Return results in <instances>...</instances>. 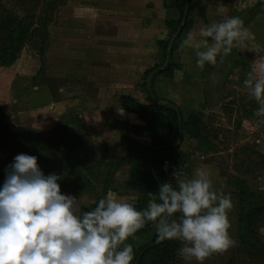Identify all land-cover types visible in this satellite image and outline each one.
Returning <instances> with one entry per match:
<instances>
[{"label": "rangeland", "instance_id": "374dc122", "mask_svg": "<svg viewBox=\"0 0 264 264\" xmlns=\"http://www.w3.org/2000/svg\"><path fill=\"white\" fill-rule=\"evenodd\" d=\"M62 1L53 4V0H0V11L4 8L26 20L31 17L36 31L45 29L49 33L43 59L38 55L39 43L27 42L14 62L0 64V114L3 119L0 129V188L18 154L31 156L36 149L46 148L51 161H57L55 172L46 170L37 159L39 169L44 176L55 174L60 177L57 182L61 193L75 197L82 212L98 203L99 197L105 198L108 192L133 204L140 197V189L131 177L129 166H116L109 172L110 166L129 152H142L159 144L160 140L154 136L155 130L148 122L150 119L121 112L115 101H108L109 106L113 104L111 107L104 104L97 110L88 107L83 97L88 96L91 91L87 89L92 86L83 79L79 84V79L72 80L71 75H64L71 70L63 67L66 63L58 57L57 44L60 34L73 33L69 17L72 18L73 13L70 12L73 10L70 8H73L74 1L69 0L71 6H65L68 0ZM80 7L86 8L85 5ZM41 17L49 19L47 24L38 22ZM250 70V62L244 58L232 71L222 99L210 104L208 109L196 113L180 108L194 136L185 130L180 140V157L167 166V170L166 164L161 166L165 180L171 183H175L173 169L182 170L187 177H192L197 169H204L210 173L217 191L231 195L234 207L229 212V233L236 245L226 252L213 254L204 264H264V253L258 250L264 246V211L249 213L250 217L240 225V217L253 211L250 206L252 200L242 201L244 193L264 200V122H260L264 118L253 115L259 105L243 85ZM143 90L140 89V98L147 101ZM104 108L107 112L100 113ZM63 127L70 139H79L77 146L80 156L84 157L82 162L91 159L100 163L97 180L89 191L75 190L74 185L80 179L67 174L68 158L76 156L77 152L70 146H60L59 133ZM35 135L39 140L24 152L26 137ZM105 183L109 187L102 195ZM244 205L246 210L242 214ZM240 226L250 232L248 236L255 246L241 242ZM175 241L176 264H197L195 260L186 261L178 255L183 245ZM145 243V239H137L133 245Z\"/></svg>", "mask_w": 264, "mask_h": 264}, {"label": "clouds", "instance_id": "9594fccd", "mask_svg": "<svg viewBox=\"0 0 264 264\" xmlns=\"http://www.w3.org/2000/svg\"><path fill=\"white\" fill-rule=\"evenodd\" d=\"M248 38L243 21L228 17L201 27L198 37L189 32L183 44L195 49L201 70L233 48L257 53L243 85L259 105L253 115L264 118V55ZM10 169L0 188V264H132L134 250L125 242L148 222L158 240L182 242L178 255L197 264L236 245L229 233L231 195L217 191L204 169L192 177L173 169L175 187L164 182L148 193L142 211L108 192L85 212L75 197L61 193L60 177L44 176L35 156L18 154Z\"/></svg>", "mask_w": 264, "mask_h": 264}, {"label": "crops", "instance_id": "0c3cea01", "mask_svg": "<svg viewBox=\"0 0 264 264\" xmlns=\"http://www.w3.org/2000/svg\"><path fill=\"white\" fill-rule=\"evenodd\" d=\"M73 1L77 3L70 8L73 33L60 34L57 52L66 63L63 67L71 70L64 75L79 79V84L83 79L92 86L87 89L91 91L88 96L83 97L86 105L101 109L103 104L108 107L115 101L121 112L129 114L122 108L124 97L149 104L147 89L142 86L147 101L140 98V89L144 74L162 62L161 44L174 35L168 25L180 19L178 10L171 6L174 0ZM65 6H71V2L68 0ZM228 17L243 21L249 47L264 55V0H189L186 25L174 41L176 48L170 56L175 68L171 75L151 78V88L157 95L178 108L196 112L222 99L234 68L244 58L251 64L257 53L233 48L222 62L218 56L215 65L205 64L201 70L196 65L195 49L183 41L189 32L198 37L201 27ZM99 112L107 111L104 108Z\"/></svg>", "mask_w": 264, "mask_h": 264}, {"label": "trees", "instance_id": "16d2710c", "mask_svg": "<svg viewBox=\"0 0 264 264\" xmlns=\"http://www.w3.org/2000/svg\"><path fill=\"white\" fill-rule=\"evenodd\" d=\"M63 2L62 0H53V4H58ZM173 8L177 9L180 14V19L177 23H168L169 28L172 33L175 34L177 29L180 27L182 18L185 13L186 0H174L171 5ZM3 8V7H1ZM21 19L12 14V12L1 9L0 11V64L9 65L14 62L19 54L20 50L25 46L27 42L31 44L39 43L40 47L37 48L38 55L43 59L44 45L46 44L49 33L44 29V31H36L34 28L36 24L32 20L33 18ZM49 19L47 17H41L38 22L41 24H47ZM39 23V24H40ZM186 23L182 27L184 29ZM47 29V28H46ZM181 30V31H182ZM180 35V34H179ZM178 35V37H179ZM36 37V39H34ZM177 37V38H178ZM176 38V39H177ZM168 40L162 43V50L164 52L162 62L144 74L143 77V87L146 88L145 80L148 76H157L161 74L171 75L173 69L175 68L173 64L169 62L168 65H164L166 58V50L169 44ZM176 46L173 43L170 56L175 50ZM151 84V80H150ZM147 94L149 97V104L144 105L137 103L134 99L129 97L123 98L122 108L125 111L139 115L140 117L147 118L155 130V137L159 138L160 143L154 145L142 152H129L125 158L112 164L109 172L112 171L116 166L128 165L130 168V174L136 185L140 189V197L133 203L137 210H144L147 207L149 196L148 193H157L162 183L167 182L161 168L162 165L167 164L169 167L173 161L180 157V140L182 133L186 130L190 136H194L190 132L189 121L183 119V114L177 106L170 102L165 101L161 96L157 95L156 92L150 88L147 89ZM196 112V111H192ZM199 113V112H196ZM179 117L181 118V125L179 124ZM3 125L2 115L0 114V129ZM84 137H86L84 135ZM39 140L37 135L26 137V149L27 152L32 148L33 143ZM60 146L69 147L77 152L76 156L68 158L67 163V174L72 175L75 179H80L78 184H75L74 188L77 191H89L93 186V183L97 180V172L99 169V161H81L84 157L80 156L79 148L77 146L76 138L70 139L68 137L67 129L63 127L59 133ZM31 156H35L40 160L41 164L46 168V170H53L55 172V165L57 161H51V155L47 153L46 148L36 149ZM109 184V182H108ZM105 183V189L102 195L107 191L106 188L109 187ZM175 187V183H172ZM102 197H99V200ZM98 200V201H99ZM252 200L250 206L253 211L244 213L246 210V205L242 207L243 216L240 217V225H243V220L250 217L249 213L260 214L264 211V200L259 197L255 198L253 194L247 195L244 193L242 196V201ZM95 207L92 206L86 211H89ZM249 208V207H247ZM179 217V213L175 214ZM254 216V215H252ZM241 231V242L243 244H250L255 246L251 238L248 236L250 232L247 229L240 226ZM137 239H145L146 243L142 246L133 245L134 241ZM258 242V241H257ZM131 244L134 250V260L132 264H176L177 263V242L175 240L160 241L157 238V233L151 222L145 224V226L138 230L132 237H129L125 242ZM259 245V242H258ZM261 253H264V246L258 249Z\"/></svg>", "mask_w": 264, "mask_h": 264}, {"label": "water", "instance_id": "95a60500", "mask_svg": "<svg viewBox=\"0 0 264 264\" xmlns=\"http://www.w3.org/2000/svg\"><path fill=\"white\" fill-rule=\"evenodd\" d=\"M188 10H189V0H186V8H185L184 16L182 18V22L180 24V27L177 29L176 33L171 37L169 44H168V47H167V50H166V58H165V62H164L165 66L168 65L170 62V52H171L173 43L176 40V38L178 37V35L181 33L182 27L185 24V20H186L187 14H188ZM151 78H152V75H150L146 78V88L148 90L151 88V84H150ZM179 124L181 125V118L180 117H179Z\"/></svg>", "mask_w": 264, "mask_h": 264}]
</instances>
